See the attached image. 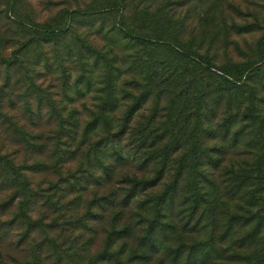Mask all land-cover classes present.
<instances>
[{"label": "trees", "instance_id": "obj_1", "mask_svg": "<svg viewBox=\"0 0 264 264\" xmlns=\"http://www.w3.org/2000/svg\"><path fill=\"white\" fill-rule=\"evenodd\" d=\"M127 2L121 6L115 1H105L104 5L67 11L63 21L39 24L28 23L15 15L28 33V39L17 49L23 54L27 52L26 59L23 63L18 57L10 61L13 65H24L26 71L23 80L25 114L35 115L27 101L35 94L39 102L48 100L51 103L47 109V123L51 122L53 126V129L41 128L39 131L35 121H31L32 127L26 131L25 127L15 126L13 129L20 137L16 141L22 143L25 150L41 154L45 148L42 140L48 135L51 144L56 145L53 153L57 154L58 163L74 155L83 162L84 169L77 171L75 177L72 175L49 187L57 192L53 201L56 193L49 195L33 188L24 167L15 162L13 153H0V264H172L166 262L165 253L170 252L166 242L174 234L183 229L191 235L196 231L193 228L196 224L200 230L215 231L219 225L217 213L221 208L235 205L236 202L231 200L242 199L246 184L257 185L262 188L258 193L264 192V117L259 120L255 94L247 97L252 104L242 108L248 124L239 127L233 140L229 141L230 146H236L240 143L239 137L246 134L248 139L239 145L245 148L242 152L253 155L255 161L248 168H244L246 164L233 168L230 163L225 170L230 174L225 184L231 190L222 192L221 184L210 185L209 182L213 180L210 179L212 173L224 166V155L229 149L220 145L215 152L216 148L208 147L201 135L204 125L217 116V107L226 98L228 105L222 125L226 127L228 140L233 121L230 115H225L231 108L227 96L241 95L249 80L260 84L264 78V37L258 44L261 52L258 62L248 66L239 63L216 67L207 56L182 51L179 45L165 40L160 27L131 23L133 21L126 14L130 9ZM111 15H114L112 24H103L102 19ZM142 15L146 13L139 14L140 21ZM78 19L89 20L86 22L88 27L94 28L100 40L89 41L88 34L76 32L72 22ZM138 46L144 52L135 49ZM165 48L172 49L177 56L165 60L159 53ZM14 54L18 55L17 52ZM48 71L61 81L63 96L70 101L75 97L70 93L72 89L76 96L84 95L80 88L71 87L72 72H80L74 80L76 86L84 83L88 88L96 77L102 86L98 90L100 95L95 97V111L87 110L89 120L82 121L77 108L54 104L42 86L46 78L39 82V76ZM176 72L186 76L187 80L174 84V92L180 90L169 93L171 90L165 91V83L170 85L169 79ZM55 76L51 78L55 79ZM139 89H144V93L136 95ZM165 92L169 93L166 103ZM241 98L246 103V97ZM150 99L153 107L146 109L147 120L136 125L135 117ZM36 107L40 112L41 105ZM210 113L212 117L206 120ZM172 115L182 120L165 121V117ZM40 118L41 112L37 119ZM50 167L54 170L57 163ZM46 168L49 167L43 163H33L28 171ZM95 170L98 173L89 181L87 175ZM169 171H173V178L165 186ZM241 172L243 176L239 178ZM181 181L189 191L188 206L182 217L181 213H175L166 223L165 207L171 206L168 210H174ZM61 183L65 185L61 186ZM90 187L102 190V193L84 203L82 194ZM161 187L156 194V188ZM68 196L71 197L62 202ZM257 196L250 191L246 199L255 203L260 198ZM38 201L49 211H63L57 217L65 220L61 234L68 230L70 233L61 242L54 233L61 228L60 223H45L43 218H32L29 214L28 206ZM14 206L16 210L11 213ZM82 208L84 212L80 211ZM248 215L251 217L253 213ZM250 217L245 219V225L252 224L258 214ZM176 218L180 219L179 225L172 221ZM198 218L201 220L197 222ZM234 222L238 223V218ZM104 223L106 227H101L103 237L96 248L94 240L100 231L97 225ZM262 223L254 225L252 234L263 226ZM80 224H84L88 237L76 234L77 230L84 232ZM241 226L239 222L236 228L240 230ZM230 228L233 227L228 224L221 238H229L233 232L236 237L243 238L241 243L244 245L248 236L241 237L235 227L233 231ZM136 233H140L137 238ZM207 238L208 245L215 244V235ZM118 242L122 244L115 249ZM199 242L203 244L204 241ZM199 242L194 243L196 248L190 249L186 264H195L198 260L191 254L200 249ZM210 253L202 256L208 257ZM250 260L262 264L264 249ZM173 264L176 263L173 261Z\"/></svg>", "mask_w": 264, "mask_h": 264}, {"label": "rangeland", "instance_id": "obj_2", "mask_svg": "<svg viewBox=\"0 0 264 264\" xmlns=\"http://www.w3.org/2000/svg\"><path fill=\"white\" fill-rule=\"evenodd\" d=\"M105 1H115L119 5H123L126 1L128 9L126 14L130 17L129 19L133 22L145 25L158 26L163 31L165 35V40L171 41L175 45H179L182 51H188L193 53H199L207 56L215 66H223L229 64H245L250 65L252 63L258 62L260 60V49L259 40L264 37V0H0V153L1 154H14L15 162L18 165H22L25 169V174L28 176L29 181L32 183L33 188L38 190H43L45 194H51L55 192L54 189H50L57 181L68 180L72 175L75 177L77 171L83 170V162L76 158L77 156L70 155L64 161L58 163L57 154H54L55 144L52 145V141L48 135H44L45 148L41 154H35L28 150H25L24 145L16 141L19 139L18 133H16L13 127H32L31 121L38 123L39 128L37 131L42 129H53L50 123H47L48 112L47 109L50 106L48 100H42L39 102L35 94L27 99L32 110H35L34 116H26L25 105L26 99L24 97L25 86V68L24 65L16 63L13 65L10 61H13L18 57V61L27 57V52L25 54L20 53L17 50L23 40L28 39V33L22 27L23 24H19L15 15H19L21 18L25 19L28 23H47L52 21L64 20L65 13L74 9H84L87 7H93L98 5H104ZM13 3V4H12ZM137 11V12H136ZM146 13L142 15L140 21L139 14ZM114 15L106 16L103 18V24L111 25L113 22ZM89 20L78 19L72 22V25L77 28L78 33L88 34L89 41L97 40L100 38L96 36L94 28L88 27ZM99 26V24H97ZM103 42V41H102ZM46 51L48 47H45ZM139 51L144 49L140 46L135 48ZM17 52L18 55L14 53ZM134 52V51H131ZM159 53L165 57V60L170 59V57H176V52L172 49L165 48V51L159 50ZM51 54V53H50ZM52 56V54H51ZM170 56V57H169ZM31 57V54H29ZM92 60H89L91 63ZM129 64V62H128ZM30 67V65H26ZM46 75L39 76V82H42L44 78L46 81L43 83V89L52 97L55 105L66 106L67 108H77L79 110L80 119L89 120V113L87 110H94V105L97 106L96 96L100 95L98 91L102 86L98 83L96 77L94 76L90 87L87 88L84 83L75 85L74 80L80 75L78 73L72 72L73 81H71V87L80 88L83 91L82 96H76L75 90H70L71 95H74V99H70L63 96V90L61 81H59L55 74L46 72ZM96 75V71L94 73ZM51 76H55L51 78ZM174 79V80H173ZM186 76L176 72L169 81L170 85L165 83V91L171 90L169 93H175L172 86L174 84L183 83L186 81ZM258 81L249 80L246 87L243 89L244 93L241 95L227 96L229 99V105L231 108L227 109V114L232 117L233 126L231 128V133L227 140L226 127L222 125L224 121V111L228 105L226 98L223 99L221 104L217 107V116L212 120L208 121L204 126V131H202V138L205 139V143L208 147L216 148L215 152H218L217 146L224 145L226 149H229L225 153L226 158L225 164L220 169H217L212 173L213 179L210 185H220L219 189L222 192L231 190L227 188L225 181L230 176L226 173L232 163L233 168L251 166L254 163L255 158L253 155L248 153H243L241 142L248 139L246 134L240 136L239 142L236 146H230L229 141L233 140L234 133L236 130L244 124H248L249 120H245L243 117L242 108L244 105L250 106L252 100L248 99L251 94L257 96L256 107L258 108V113L260 114L259 120L264 117V78ZM255 89L251 93L250 90ZM144 93V89H139L136 95ZM169 93L165 92V103L168 98ZM241 96L246 97V103L241 98ZM37 105H41L40 112L41 117L37 119L40 112H37ZM153 107L152 100L150 99L143 106V110L138 113L135 117L136 125L144 123L148 118V112L146 109ZM214 110V107H213ZM177 116V114H176ZM175 115L165 117V121L169 119H181L177 118ZM209 120L212 115H208ZM182 120V119H181ZM192 125V124H191ZM36 133V130H35ZM226 139V143L224 141ZM59 152V150H58ZM240 153L243 155H240ZM239 154V155H238ZM33 163H43L44 166L49 168L40 169L38 172L28 171L31 169ZM54 163H57V168L54 170L50 167ZM95 168L99 173H101L98 165L95 163ZM232 168V167H231ZM248 168V167H247ZM92 171L87 175L89 181L95 178L96 173ZM226 173V174H225ZM243 172L239 178H242ZM173 171H169L165 179V186L172 180ZM209 184V183H208ZM61 186L65 183H61ZM238 185V184H237ZM209 188V185H207ZM246 188L242 191V199H234L235 205L228 206L226 208H221L219 213H217L218 227L215 231H210L209 228L200 230V226L196 224L193 228L196 230L192 232L191 235L188 232L181 229L178 233L174 234L169 242H166L170 246V252L165 253L167 256L166 262L173 261L176 264H186L191 250L196 248L195 242L204 241L203 244L199 242L202 246L199 250H196L192 257H198L195 264H256L251 262V258L255 253H260L264 249V192L258 193L262 188L257 185L250 186L246 184ZM178 192L175 196V201L173 203L174 210L170 211V207H165V222L167 223L172 218V215L176 213L184 215L188 204L186 203V197L189 195V191L186 185L181 181L178 185ZM162 190L156 188V194ZM253 191L260 197L256 199L255 203L246 199V195ZM53 196V201L57 198V192ZM102 190H97L95 187H90L89 190L85 191L82 195V200L90 202L101 194ZM97 195V196H96ZM71 196L64 198L62 202L69 199ZM29 214L32 218H43L45 223H52L53 225L60 223L61 228L54 233L57 234V239L59 242L65 239V237L70 233L64 232L61 234V230L64 227V219H57L59 212L63 211H49L46 205H41L40 201L37 204H30L28 206ZM32 209V210H30ZM16 210L14 206L11 213ZM97 210V209H95ZM32 211V212H30ZM84 212V208L80 210ZM248 213H253L251 217H255L258 214V218L250 225H245V219L250 217ZM12 214H10L11 217ZM46 215V216H45ZM250 217V218H251ZM180 218V217H179ZM176 218L173 223L179 225L180 219ZM238 218L241 223L240 230L236 228L239 224L234 222ZM197 222L201 219H196ZM171 221V222H172ZM263 221V226L254 234L253 227L256 223ZM196 222V221H195ZM231 225L235 230L238 231V235L248 236L243 245L241 242L243 238L236 237L233 232L229 238H221L222 234L227 229V226ZM106 227V223L100 226L97 225L98 230H100L95 237V247L99 248L100 241L103 237V232L101 227ZM81 229L86 231L83 227L84 224H80ZM233 228H230L233 231ZM201 233L199 234V232ZM82 232L77 230L76 234H81L84 238L88 237L87 232ZM51 233V232H50ZM249 234V235H248ZM72 235V234H71ZM208 235H215V244H207ZM140 233H136L135 237H139ZM236 237V238H235ZM177 238V239H176ZM207 238V239H206ZM173 239H176L174 242ZM121 242H118L117 249L121 246ZM213 245V246H212ZM212 247V250H209ZM191 249V250H190ZM211 251L208 257H203L202 255L206 252ZM264 264V262L262 263Z\"/></svg>", "mask_w": 264, "mask_h": 264}]
</instances>
